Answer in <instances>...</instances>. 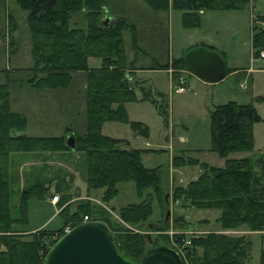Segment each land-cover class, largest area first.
<instances>
[{"label":"trees","instance_id":"16d2710c","mask_svg":"<svg viewBox=\"0 0 264 264\" xmlns=\"http://www.w3.org/2000/svg\"><path fill=\"white\" fill-rule=\"evenodd\" d=\"M14 1L26 12V25L31 38L32 64L27 69L29 74L25 82L36 89H62L68 86L73 73L83 72L85 129L77 133L66 128L58 136H30L23 133L26 118L22 113L10 110L7 86L0 84V264H42L46 249L54 241L51 238L53 232L59 236L62 225H77L83 215L87 216L88 221L103 223L117 249L136 262L146 249L158 244L145 245L150 243L146 235L133 232L121 222L132 229L136 225L146 224V227L157 232L164 245L171 238L183 251L180 253L183 264H244L249 259L251 247V241L245 235L208 231L188 238L182 233L169 236L163 233L168 228L167 222L163 226L146 223L151 213L149 199L121 206L117 211L121 222L113 220L105 210L88 200H80L72 211L68 210L67 204L63 205L60 211L62 221L57 228H42L28 233L13 228V223L20 218L10 214L11 184L17 186L18 173V170L11 169V165L22 166L28 161L25 158L33 154L57 153L60 157H69L70 152L76 153L80 159L77 167L82 170L85 192L102 189L100 197L104 203L117 193L116 183L123 181L133 183L137 197H141L149 188L161 206L164 200H168V194L164 197L159 185L158 169L146 167L141 162L144 151L159 150L132 148L127 140L100 132L103 122L118 121L128 123L135 135H147V128L141 122L128 121L124 108V103L136 100L135 87L125 77L128 72L122 42V31L128 30L131 45L134 50L137 49L133 24L122 16L103 20L105 0ZM142 1L153 11H165L169 6L180 10L182 25L191 27L198 24L201 10L243 9L250 0ZM78 13H81L83 25H73L71 22L72 16ZM259 18L264 20L263 15ZM251 47L253 55L264 51V27L259 24L252 25ZM206 48L213 49L210 46ZM89 58L97 59L99 65L89 66ZM170 64L174 68L190 69L182 56L171 59ZM139 90L140 99L154 105L165 122L166 97L149 86H140ZM208 117L210 149L218 156L252 150V125L260 120L252 104L227 102L214 105L208 110ZM65 132L72 133V148L65 144ZM195 161L181 156L171 159L173 165L192 164ZM256 165H259L258 172ZM199 166L201 172L195 179L182 187L172 188V201L181 198L195 208L218 209L216 222L222 231L264 229V147L253 157L225 158L222 167L205 163H199ZM36 169L40 170L34 176V171L31 173L30 170ZM45 170H49V166H28L23 170V183L15 193V209L22 220L25 219L30 199L45 200L50 182L55 180L56 186L58 181L63 182V177L57 179L48 172L42 174ZM59 197L61 203L66 195ZM175 221L171 225L173 229L177 228ZM184 240H188V243L185 244ZM259 264H264V247L259 252Z\"/></svg>","mask_w":264,"mask_h":264},{"label":"rangeland","instance_id":"374dc122","mask_svg":"<svg viewBox=\"0 0 264 264\" xmlns=\"http://www.w3.org/2000/svg\"><path fill=\"white\" fill-rule=\"evenodd\" d=\"M105 1L108 13L103 15V20L110 16V12L125 18L135 29L136 50L131 45L129 31H122L126 72L129 76L127 80L135 88L141 84L143 88H151L148 82L151 80L154 92L162 93L167 99V116L164 122L154 105L141 100V91L134 88L136 100L124 103L126 117L128 121H138L145 125L147 135H135L128 123L118 121L103 122L100 132L110 137L123 138L132 148L159 150L144 151L141 154V162L146 167L158 169L159 185L164 197L168 194V200H164L161 206L149 188L145 189L141 197H137L133 183L123 181L116 183L117 193L104 203L100 197L102 189L91 190L89 193L83 189L82 170L77 167L80 159L76 153L69 157H60L57 153L33 154L25 158L28 161L22 166L11 165V169L18 170V173L17 186L11 184L10 214L20 218L13 223V228L21 230L22 233L35 232L42 228H57L62 221L60 211L63 205L67 204L68 210L72 211L80 200H88L105 210L113 220L121 222L117 217L121 206L149 199L151 213L146 223L163 226L164 222H167L168 228L163 233L169 236L182 233L188 238L208 231L245 235L250 239L251 247L248 252L249 259L244 264H259V252L264 247V229L249 231L238 228L222 231L216 222L218 209L195 208L181 198L172 201L170 196L173 187H182L200 174L199 163L222 167L225 158L253 157L264 147V69H256L249 74L244 70L231 73L233 67L251 65L255 69L264 66V59L256 60L253 64L249 62L252 25L261 23L259 17L264 16V0H250L245 8L238 10H201L198 13V24L191 27L183 26L181 11L170 6L165 11H153L142 0ZM71 22L73 25H83L81 13L72 16ZM208 40L226 53L225 74L219 81L205 83L192 74L190 69L171 66V59L183 56L188 49ZM139 43L142 46L140 49ZM30 46L26 12L20 9L14 0H0V84L7 86L10 110L22 113L26 118L23 133L34 136L56 135L63 134L69 127L70 130L82 133L85 129L84 73L77 72L72 75L68 86L62 89L32 88L25 82L29 74L27 67L32 64ZM139 51L147 55H141ZM95 61L97 59L89 58L87 63L95 65ZM133 61L144 67L137 76L132 73L135 69L133 64H128ZM154 61H169L162 64L167 65L166 67H158L165 69L167 74L147 68L152 67ZM178 75L184 78L186 90L174 94L171 92V86ZM227 102L252 104L260 120L252 125L251 151L232 152L226 157H220L210 149L208 110L214 105ZM173 156L196 161L192 164L173 165ZM28 166H49V170L42 174L46 175L48 172L54 178L63 177V182L58 181L57 186L55 180L50 182L46 202L30 199L25 219L22 220L15 209V193L23 183V170ZM39 170L30 171H34V176H37ZM255 170L260 171L259 165H256ZM61 194L66 197L59 203ZM54 195L57 200L52 202L51 197ZM69 199L72 201L67 202ZM174 221L177 227L175 229L171 226ZM121 223L133 232L146 235L150 243L145 245H152L153 242L164 245L157 232L148 228L149 226L146 227V224L136 225L132 229L126 223ZM37 226L38 228H34ZM68 226L69 223L62 225L61 231ZM57 236V232H53L51 238ZM173 244V240L169 238L167 245L172 247Z\"/></svg>","mask_w":264,"mask_h":264},{"label":"water","instance_id":"95a60500","mask_svg":"<svg viewBox=\"0 0 264 264\" xmlns=\"http://www.w3.org/2000/svg\"><path fill=\"white\" fill-rule=\"evenodd\" d=\"M182 58L191 72L206 83H215L225 74V65L221 56L204 46L197 45L188 49ZM65 144L72 148L71 134L65 137ZM42 264L183 263L180 254L168 245H157L146 249L136 262L117 249L109 230L103 223L89 221L74 225L62 232L46 249Z\"/></svg>","mask_w":264,"mask_h":264},{"label":"crops","instance_id":"0c3cea01","mask_svg":"<svg viewBox=\"0 0 264 264\" xmlns=\"http://www.w3.org/2000/svg\"><path fill=\"white\" fill-rule=\"evenodd\" d=\"M143 11V10H142ZM200 12V11H199ZM107 13H108V9L107 8H105V10H104V14L105 15H107ZM109 15L110 16H107L106 17V19L107 18H111V19H113V18H115V17H117L118 15H113V14H110V12H109ZM137 27V26H136ZM198 45H201V46H204V47H206V46H210V47H212L213 49L212 50H214V51H216L220 56H221V58L223 59V61H224V63H225V60H226V53H225V51H223L222 49H220V48H218L217 46H215L214 45V43H212V41L211 40H208V41H206V42H200V44H198ZM138 46H139V49L140 48H142V46L140 45V43L138 44ZM141 51V50H140ZM139 51V52H140ZM141 53V55H147L146 53H143V52H140ZM260 59H264V58H260L259 56H258V54H255V55H253V50H252V47H250V58H249V62L251 63V64H253V62L254 61H256V60H260ZM97 64H95V65H91V64H89V66H92V67H96V66H98L99 65V61L97 60V61H95ZM168 63H169V61H167ZM167 62H164V63H157L156 61H154V63H153V65H152V67H147V68H149V69H153V70H155V71H160V72H164L165 74H167L166 73V70L165 69H159L158 67H159V65H162V64H167ZM128 64H133V66L135 67V69L133 70V74L134 75H136L137 76V74L141 71V70H143V68L144 67H142V66H140V65H138V64H136L134 61L133 62H130V63H128ZM264 66H260V67H257V68H252V66L251 65H248V66H246V67H233L232 68V71H231V73L232 74H235V73H238V70H244L245 71V73L246 74H249V73H251L252 71H254V70H256V69H264L263 68ZM29 67H27V69H28ZM137 68V69H136ZM77 73V72H76ZM246 74H245V76H246ZM72 75H75V73H73ZM142 81H145V79H141ZM148 82L150 83V86H151V88H154V87H152V82H151V80L149 81L148 80ZM206 83V82H205ZM83 85H85V83L83 82ZM142 85V84H141ZM140 85V86H141ZM138 86V85H137ZM142 87V86H141ZM139 89V86L138 87H136L135 89ZM134 89V90H135ZM155 89V88H154ZM262 96H263V100H264V93L262 94ZM125 106V105H124ZM259 116V115H258ZM27 121H28V119H27ZM70 128V127H69ZM72 130V129H71ZM73 131V130H72ZM71 135H72V133H70ZM103 134V133H102ZM58 135H60V134H56V135H46V136H58ZM69 134H66V136L65 137H67ZM30 136H34V135H30ZM40 136H43V135H40ZM113 138H117V137H113ZM121 139H123V138H121ZM129 143V142H128ZM138 149H140V148H138ZM142 149V148H141ZM144 149H150V148H144ZM71 154L73 153V152H70ZM59 155V154H58ZM81 181L83 182V179H81ZM83 189H85V184H84V182H83ZM48 199L46 198L44 201L46 202ZM72 201V199H69L67 202H71ZM48 203H50V202H48ZM49 205H52V203H50ZM40 225V224H39ZM38 225V226H39ZM38 226L37 227H34V228H38ZM33 228V229H34Z\"/></svg>","mask_w":264,"mask_h":264},{"label":"built area","instance_id":"2783aa9c","mask_svg":"<svg viewBox=\"0 0 264 264\" xmlns=\"http://www.w3.org/2000/svg\"><path fill=\"white\" fill-rule=\"evenodd\" d=\"M260 26H261V27H264V20L261 21ZM258 55H259V57L263 58V57H264V51H259V54H258ZM190 71H191V70H190ZM191 73H192V72H191ZM192 74H193V73H192ZM125 77H126V79H129V76H128L127 73L125 74ZM185 90H186V88H185V85H184V78H183L182 76L178 75V76L174 79V82H173V84H172V86H171V92L174 93V94H179V93H183ZM56 200H57V196H56V195H54V196L51 197V201H52V202H53V201L55 202ZM84 222H89V221H88V218H87L86 215H83V216H82V219H81V221H80V223H84ZM70 227H71V226L66 227L62 232L68 230ZM262 231H263V230H262ZM51 237H52V236H51ZM56 238H57V237H53L52 239L55 240ZM184 243L187 244V243H188V240H184ZM172 247H173V248H174L179 254L181 253V249H180L177 245L173 244Z\"/></svg>","mask_w":264,"mask_h":264}]
</instances>
